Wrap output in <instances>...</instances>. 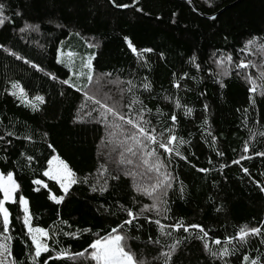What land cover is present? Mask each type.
I'll list each match as a JSON object with an SVG mask.
<instances>
[{"label": "trees", "instance_id": "16d2710c", "mask_svg": "<svg viewBox=\"0 0 264 264\" xmlns=\"http://www.w3.org/2000/svg\"><path fill=\"white\" fill-rule=\"evenodd\" d=\"M0 14L8 17L0 25V136L4 137L0 172L13 171L20 185L15 202L6 203L8 233H3L0 218V240L11 237L5 242L16 264H33L20 195L29 201L31 225L49 230L48 243L54 249L36 264L63 249L81 251L112 227L127 236L128 247L146 264H165L162 253H170L167 264H246L245 255L247 264L253 259L264 264V193L260 191L264 155H257L264 153V48L259 46L264 44V0H0ZM25 25H39V30L21 32ZM253 36L256 45L245 48ZM89 43L96 47L89 48ZM91 54H95L93 71L89 69L87 77L77 76L87 71L83 61ZM222 55L232 57V63L224 65L227 74L214 63ZM193 56L199 71L190 63ZM71 60L75 77L69 69ZM241 61L248 64L246 69L235 67ZM65 78L80 93L62 85ZM12 84L24 89L35 109L9 94L14 91ZM254 86L255 91H250ZM36 95L43 96L45 103L32 99ZM144 121L158 141L145 151L154 149L164 165L160 172L172 176L170 189L157 190L169 211L166 215L145 211L121 230L124 220L130 219L127 210L135 216L145 204L153 203L144 188L150 190L162 178L154 168L156 157H145L134 139H126L137 136L133 124ZM206 129L216 137L214 145ZM170 136L176 139L168 145L169 153L159 142L167 143ZM140 139L148 143L147 138ZM52 155L67 162L78 179L89 178L87 184L74 185L59 205L47 197L49 190L62 193L42 175ZM241 156L245 159L239 164L232 163ZM204 168L209 171H200ZM35 179L49 187L34 185ZM105 179L107 190L100 193ZM93 186L96 192L91 191ZM177 223L199 225L208 236L198 239L203 236L200 228L184 232L183 227H172ZM242 227L261 231L241 240L237 233ZM85 228L90 231L83 232ZM216 239L220 244L213 243ZM205 241L212 251L227 248L230 254L212 258L203 247ZM48 264L88 262L75 257Z\"/></svg>", "mask_w": 264, "mask_h": 264}, {"label": "snow or ice", "instance_id": "6c2138e0", "mask_svg": "<svg viewBox=\"0 0 264 264\" xmlns=\"http://www.w3.org/2000/svg\"><path fill=\"white\" fill-rule=\"evenodd\" d=\"M119 7H128V5H120ZM140 11V9H137ZM211 19H214V17H210ZM8 20V17L6 15L0 14V25L4 24V21ZM27 28H31L33 31H38L39 30V25H25V27H22L20 29L21 32H24ZM261 39H264V37H261ZM125 43L127 44V47L133 52L136 53L137 49L133 46V44L130 42L128 37H124ZM257 43V37L253 36L251 39H249L246 44L245 48H248L249 46L256 45ZM260 47L264 48V44L259 45ZM89 48L96 47V45L89 43L88 44ZM145 52H151L152 49H143ZM57 52L60 54V50L57 49ZM216 53H213V56H215ZM95 59V54H91L88 56L86 60L83 61V67L87 69L86 72L84 73H77V76L83 75L87 77V73L89 69H91V72L93 71L94 64L93 61ZM57 63H60L59 55L56 57ZM227 61L228 64L232 63V57L231 55L228 56H220L217 58L214 63L217 65V68L224 70L225 74H227V70L224 69L225 62ZM27 63V62H26ZM190 63H192L197 71L200 70L201 66L200 64L196 63V57L193 56L190 58ZM251 63V62H249ZM235 67L237 69H246L248 67V64L245 63L244 61H241L240 63L236 64ZM35 68L39 70L38 66L35 65ZM239 74V72L237 73ZM219 75V73H217ZM53 80L56 79V77H51ZM251 79V77H248ZM60 83L64 86H67L69 89H74L77 93H80L79 88H77L73 83L69 81V79L65 78L60 81ZM131 83V81H129ZM179 86V85H175ZM225 85L223 83L220 84V87L223 88ZM145 89H148L150 87L149 84L145 83L143 85ZM12 89H18L19 91V96H17V91H11L9 94L11 96L17 97L18 99L21 100L22 103L25 104L27 107H31L33 109L36 108V104L31 103L30 101L27 100V96L24 92V89L22 87H19L17 84H12ZM250 91H255V86L250 89ZM36 102L40 104L45 103V98L41 95H36L33 98ZM251 100V97H250ZM254 103V101H253ZM180 105L177 104V107ZM205 111L208 109V105H204ZM192 109H188V112L191 113ZM247 111V110H245ZM88 116H91V113H87ZM143 117V112H141V119ZM121 119L127 120L128 118L126 117H121ZM177 117L175 115H172L171 120L175 122ZM129 123H132V121H129ZM147 121H144L143 123H134L133 127L136 129L138 135L135 137H127L126 139H134L135 144L137 147L141 148L142 154L147 157H156V152L155 150L151 151H145V149L148 148L150 144L157 143V138L153 134V132H149L146 127L143 125L147 124ZM207 123V120H205V124ZM207 131V129L205 130ZM112 132H109V135H112ZM8 136H12V132L7 133ZM207 135L211 136L212 143L213 145L216 143V137L212 135L210 131H207ZM145 137L147 138L148 143L145 144L144 140L140 139V137ZM25 139H29V137H25ZM176 139L175 136H170L168 138L167 143L164 142H159V147L161 149H164L165 152H172V148H170L168 145L172 143ZM0 140H4L3 136H0ZM10 143V141H9ZM48 148L52 149L53 152H55V149L51 144L47 145ZM244 152L248 151V145L247 143L244 145ZM126 151L131 152L132 149L128 148ZM135 154V153H133ZM177 155H180V153L177 151ZM218 156H223V152H217L216 153ZM257 155H264V153H258ZM29 161H31L33 158L29 156L27 158ZM181 159H185L184 157H181ZM245 159L244 156H241L239 160H233V164H239L241 160ZM129 164L132 163V161H127ZM147 163V160L145 159L144 161ZM211 163V161H209ZM47 167L43 170L42 175L46 177L49 181L54 182L56 186H58L60 192L62 195H56L51 190H49L48 193V200L55 202L57 205L61 204L62 201H64L65 197L69 193V190L74 186L77 185L78 183H85L87 184L89 182V178L87 176L83 177L82 180L78 179L77 173L70 167V165L65 162L60 156L58 155H52L50 159H47L46 161ZM59 166L62 169L61 174H57L56 172V167ZM164 167V165L161 163L159 160V157H156V164L154 165L155 171L157 173H160L161 179L157 180L156 183L151 185V189L149 188H144V195L148 197H152L153 203L151 205L145 204L138 213L135 214L131 210H127V216L130 219H126L123 222V225L120 226L121 230H123L125 225H130L133 223V220L142 215L145 211L149 210H155L157 214H160L163 212L165 215L169 211V209L166 207L167 205V200H160L159 196L157 195V190L164 191L165 189H170L172 187L171 183V173L165 171L163 173L160 172L161 168ZM221 167H225V165H221ZM101 168L104 169V171H107V169L104 168L103 165H101ZM153 170L152 168L149 169V171ZM243 172L247 175L248 174V169L243 168ZM202 172H208L209 169L204 168L200 169ZM104 172H100V175L103 176ZM112 179L116 180L119 179L117 176H113ZM34 185H39L45 189L49 187L48 184L44 183L41 179H35L32 181ZM107 179L104 180V186H101L99 188L100 193H104L107 190ZM20 185L17 183V180L14 179V173L13 171H8L6 175L3 172H0V195H2V198H0V218H2V223H3V233H8L9 231V224H10V212L9 208L6 207V203L8 202H15V194L17 193ZM35 191H39V188H35ZM92 192L97 191V187L93 186L91 188ZM183 192V189H181ZM260 191L264 193V187H260ZM166 191L164 192V195H166ZM182 198V197H181ZM19 205L24 213L23 215V225L26 229V235L28 239L31 242L29 252L31 253V258L33 261V264H36L37 259L42 256V254H48L54 249H50L49 246V238H50V233L49 230L44 228V227H33L31 225V216H30V209H29V201L24 195L19 196ZM155 223L157 225L160 224L159 220H156ZM138 227H142V225H139ZM161 227H163L161 225ZM173 228L179 229L183 227L184 232L189 231V227L191 228H200V231L203 232L202 237H197L198 239H204L208 236V233L204 231L202 227L196 224H192L190 226H183L182 223H177L175 225H172ZM90 229L85 228L83 229V232H89ZM261 231L260 228L258 227H242L240 229V232L237 233V237L241 240L244 239V237L248 236L249 234L251 235H256L259 234ZM57 235L55 231L52 232V237L54 238ZM64 236H72L76 237L77 234L73 232H64ZM127 236L126 235H121L118 234L117 227H112L111 231L107 233V235H102L98 236V238L93 239L85 249L81 251H77L74 253H70L66 249L61 250L60 252H57L55 257L52 255H48L47 259L43 261V264H48L49 260H61L62 258H67L69 260L74 259L75 257H82L84 258L88 264H91V262H94V264H146V261L143 259H137L136 253L132 251L130 247H128L127 244ZM11 237L4 235L3 239L0 240V264H16V261L11 259L12 253L8 247V244L5 241H10ZM54 243H59V241H55ZM214 244H220V240L216 239L213 241ZM180 242L177 241L175 247H179ZM203 247L205 250H207L212 258H223L227 255L230 254L229 250L225 248L222 252H215L212 251L209 248V244L205 241L203 244ZM34 249V252H33ZM89 249L91 251H89ZM162 257L165 258V264H167V260L170 259V253H162ZM161 257H153L154 260L160 259ZM244 262L249 261V257L245 255L243 257ZM251 264H258V260L253 259L251 260Z\"/></svg>", "mask_w": 264, "mask_h": 264}, {"label": "rangeland", "instance_id": "374dc122", "mask_svg": "<svg viewBox=\"0 0 264 264\" xmlns=\"http://www.w3.org/2000/svg\"><path fill=\"white\" fill-rule=\"evenodd\" d=\"M70 57V56H69ZM69 69L71 70V72H72V76H74L75 77V70H74V68H73V66H72V60L70 61V63H69ZM94 78H96V77H94ZM94 82H98L99 80L98 79H96V81H95V79L93 80ZM96 84H93L92 86L95 88L96 86H95ZM14 91H17V96H19V91H18V89H14ZM34 98V97H33ZM32 98V99H33ZM20 100V99H19ZM28 100V99H27ZM21 101V100H20ZM28 101H30L31 103H34L33 101H31V100H28ZM56 172H57V174H61L62 173V169L59 167V166H57L56 167ZM6 175V174H5Z\"/></svg>", "mask_w": 264, "mask_h": 264}, {"label": "water", "instance_id": "95a60500", "mask_svg": "<svg viewBox=\"0 0 264 264\" xmlns=\"http://www.w3.org/2000/svg\"><path fill=\"white\" fill-rule=\"evenodd\" d=\"M134 4H135V2H134Z\"/></svg>", "mask_w": 264, "mask_h": 264}]
</instances>
